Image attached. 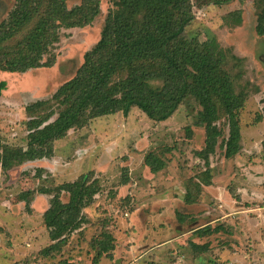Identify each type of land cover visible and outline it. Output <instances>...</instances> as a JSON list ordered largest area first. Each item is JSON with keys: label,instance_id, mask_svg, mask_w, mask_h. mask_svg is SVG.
<instances>
[{"label": "rangeland", "instance_id": "obj_1", "mask_svg": "<svg viewBox=\"0 0 264 264\" xmlns=\"http://www.w3.org/2000/svg\"><path fill=\"white\" fill-rule=\"evenodd\" d=\"M81 1L66 4L70 8ZM200 2L202 6L193 7L194 20L186 32L200 41L215 37L221 48L242 59L225 66L235 75V91L247 94L239 116V154L225 160L219 138L209 157L212 184L202 186L198 196L193 193L196 200L185 204L187 183L204 179L205 171L196 156L205 146V131L195 124L200 107L193 98L161 122L137 107L127 115L88 114L81 127L54 143L52 156L9 170L0 167V264H91L92 242L104 230L114 238L113 259L102 256L98 264H264V36L255 31L253 0L222 6ZM14 3L0 0V21ZM110 5V0H101V14L89 26L61 29L52 67L11 74L0 65V81L6 82L0 96L5 144L25 146V106L50 98L75 74L83 54L100 38ZM217 124L227 137L224 118ZM148 153L164 163L161 172L152 174L144 165ZM87 173L97 179L99 192L83 209L81 229L72 232L58 252L44 256L41 250L52 243L43 223L51 195L38 191ZM228 189L241 201L233 200ZM27 191L35 192L28 207L20 200ZM60 198L67 201V193ZM207 224L232 232H194Z\"/></svg>", "mask_w": 264, "mask_h": 264}, {"label": "trees", "instance_id": "obj_2", "mask_svg": "<svg viewBox=\"0 0 264 264\" xmlns=\"http://www.w3.org/2000/svg\"><path fill=\"white\" fill-rule=\"evenodd\" d=\"M201 0H110L100 38L83 54L75 74L62 83L50 98L38 99L25 106L27 136L25 146H10L3 142L0 128V167L9 170L25 162L52 156L54 143L68 132L81 127L89 115H127L137 107L149 119L167 120L187 98L200 107L196 126L205 131V146L196 152L203 160L204 179L187 183L183 195L185 204H192L202 186H210L209 157L215 153L218 139L225 160L240 152V111L246 92L235 91V75L225 66L229 60L242 59L220 47L215 37L200 41L186 28L194 20L193 7ZM222 6L234 0H210ZM244 1V0H238ZM256 12L255 31L264 36V0H253ZM101 0H82L70 8L67 0H15L7 17L0 21V65L8 73H25L37 68H50L56 62L53 52L63 28L89 26L101 14ZM240 21V17H236ZM6 82L0 81V96ZM87 115V116H86ZM86 116V117H85ZM224 118L227 137L217 122ZM190 133V129L187 128ZM149 172L162 171L164 163L153 154L144 156ZM92 174H82L52 190H39L51 195L43 213V223L51 244L41 250L44 256L59 251L74 231L85 221L83 209L99 192ZM124 179L123 185L127 183ZM236 202L241 196L228 189ZM67 193V201L60 194ZM35 192L20 194L29 206ZM28 196V197H27ZM133 211V213H135ZM230 229L207 224L194 232L199 236ZM95 255L91 264L102 256L112 260L114 238L103 231L92 242Z\"/></svg>", "mask_w": 264, "mask_h": 264}]
</instances>
